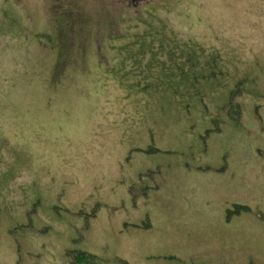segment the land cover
I'll return each mask as SVG.
<instances>
[{
  "label": "rangeland",
  "instance_id": "obj_1",
  "mask_svg": "<svg viewBox=\"0 0 264 264\" xmlns=\"http://www.w3.org/2000/svg\"><path fill=\"white\" fill-rule=\"evenodd\" d=\"M160 39L216 58L201 99ZM68 251L264 264V0H0V264Z\"/></svg>",
  "mask_w": 264,
  "mask_h": 264
},
{
  "label": "trees",
  "instance_id": "obj_2",
  "mask_svg": "<svg viewBox=\"0 0 264 264\" xmlns=\"http://www.w3.org/2000/svg\"><path fill=\"white\" fill-rule=\"evenodd\" d=\"M149 37H152L151 33H149V36L146 38H149ZM154 37L155 36H153L152 38ZM150 44H151L150 42L147 43L145 40L139 43V47L143 50L142 53L144 54L150 53L153 56H156L159 53H162L161 54L162 56H169V57L166 58V60L160 59V58L158 59L150 58L148 61H146L144 67L147 66V70L149 72H151L152 69L154 68L160 70L159 75L161 76L160 78H162V80L161 79H158V80L161 83H163V85H165L164 83L165 80H167L168 83H173L169 79L174 80L175 81L173 84L174 89H173V92H171L173 96H182L181 98H185V97H189L188 94H190V98H191V92H193V97L195 95H199V97L197 98L201 99L203 96L202 92L200 93V91H198L199 89H195L197 85L199 84V82H202L203 79L206 78L205 77L206 74L207 76L208 75L210 76L208 77L209 79H213L214 76H217L221 72L220 67L217 64L216 58L212 57L208 59L206 62H204L201 56L202 54L197 52V50H194V49L188 50V48L186 49L185 47H182L181 45L176 44L175 42L165 41L163 39L158 43V45L153 44V47H151ZM156 46L160 50L159 52H155V50H153L155 49L154 47ZM144 50H147V52H145ZM136 53L142 54L141 52H136ZM187 53L189 55H187ZM175 55H181V56L175 57ZM191 55H194V56H191ZM128 60H132L133 63H136V65H141L143 63V60L139 58H132ZM207 68H209L210 70H208ZM151 84L153 83L151 82L148 85L151 86ZM155 84H157V82ZM192 84H195V85H192ZM239 86L241 87V83H239L238 88ZM188 89H189V92L187 91ZM197 91L199 93H197ZM236 111H238V109H236ZM237 209L238 210H248L247 208L240 207V206L237 207ZM229 214H232V213L229 212ZM66 256L70 264H102L101 261L97 257L91 254L85 253V252L68 251L66 252ZM122 264H128V263L122 262Z\"/></svg>",
  "mask_w": 264,
  "mask_h": 264
}]
</instances>
